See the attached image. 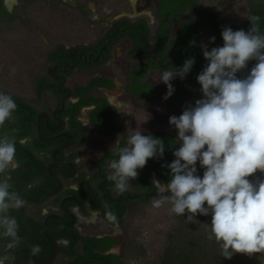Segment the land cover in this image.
<instances>
[{"label":"trees","instance_id":"trees-1","mask_svg":"<svg viewBox=\"0 0 264 264\" xmlns=\"http://www.w3.org/2000/svg\"><path fill=\"white\" fill-rule=\"evenodd\" d=\"M197 1L158 0L159 27L153 38L156 45L155 54L148 52L151 37L146 20L140 19L136 24H132L129 19H122L115 22L108 33L97 43L69 48L64 45L56 46L48 54V61L52 63V66L64 67L66 64L74 65L79 61V54L82 51L94 52V54L102 51L98 61L90 66L84 60H80L77 65L68 67L66 73L63 74V77L66 78L76 69L87 70L94 66L105 65L112 58L113 47L123 37L129 36L137 46L135 51L138 53L136 55L139 56L140 60L132 72L126 73L132 81L127 85L125 91L135 95L138 99L148 101L154 92L153 85L144 82L150 70L160 69L163 72L170 68L171 70L173 68L179 69L190 58H194L195 63L189 73L193 70H198L199 73L205 66L206 59L203 56L202 45L199 43L202 35L194 30L197 27V21H208L216 39L219 41L218 47L224 44L221 35L224 27H231L234 31L240 29L246 32L249 31L252 25L247 18L248 16L259 17L258 27L261 33H264V4L251 7L247 17L238 26H222L214 12L204 8L198 10ZM186 9H188V17L185 24L181 26L176 36L171 38L172 22H181V13ZM0 14L8 15L4 0H0ZM125 25L130 26L131 31H120L117 35H112L116 28H122ZM108 38H111V41H108ZM140 40L141 44H139ZM103 47L104 49H102ZM139 52L142 54H139ZM154 57H159L160 64L153 65L152 59ZM255 63V60L249 61L247 68L237 74L238 78H241L243 73L246 77ZM62 73L60 68L52 72L55 75ZM195 78L191 79L186 75L184 79L178 76L173 79L175 97L172 99L170 108L173 111L180 109V115L189 106L185 101L187 96L193 95L196 100L203 98L201 85L195 82ZM62 82L61 78L48 74L39 78L35 83L37 96L40 97L45 91H49L57 97L58 103L55 110L61 108L60 100L67 94V92H62L66 88L62 85ZM98 87L113 89L115 85L107 76H96L84 86H75L73 88V98L77 100L69 103L68 100L65 101V106L60 113L57 116H51L48 120L49 129L58 130L61 122L65 121L68 129L75 136V142H84L88 137L89 128L79 120V115L82 108L93 106V109L89 112V121L97 132L104 137L119 133L122 129L119 124V111L106 98L95 95V90ZM11 97L17 105V109L13 113L12 119L6 121L3 125L2 133L16 138V159L19 166L16 170L7 172L8 176L11 177L9 181L12 185L10 191H15L18 194L23 192L32 200H39L58 187V182L49 176L46 171L47 164L51 162V151L56 147L68 144L71 137L63 134L48 144L43 143L37 135L36 126V116L40 110L16 96ZM45 123L46 116L40 115L41 136L44 141H47L53 135L48 132ZM144 135L161 139L164 144V153L163 156L158 154L156 157L149 159L146 166L139 170L138 176L134 179V185L138 188L137 192L127 189L123 193L114 195V185L107 179L108 164L111 160L118 158L113 150L116 147L125 146V138L99 158L91 177H87L83 168L79 167L72 178H63L60 171L67 175L73 173L74 166L70 161H75L78 154L71 153L67 155L66 151L68 149H60L56 152V158L59 160L60 166L59 168H51L52 174L62 178L63 182L68 179L74 180L78 188H64L58 195L49 199L57 210L48 211L40 219H46L49 229L59 241L58 257L62 255L68 259L64 264H121V257L110 252L113 247L118 245L115 237L82 234L75 225L77 217L72 209L80 205L81 212L86 215V203L93 200L91 210L98 211L107 224L116 227L125 217L128 204L133 202L147 204L151 198L158 197L156 186L153 183V174L161 183L166 184L170 181L171 172L167 165L174 161L173 153L178 150L181 143L166 131H155ZM20 141H23V143ZM197 169H201L199 162H197ZM94 181L98 182L97 186H94ZM27 205L30 204L24 200L23 207L26 214ZM9 215L17 221L18 239L13 243L11 238H4L0 235V244H12L13 247L16 243H25L33 248L40 262L47 261L52 254L53 245L44 229L39 225L24 222L18 210H10ZM27 216L33 219L28 214ZM211 219L212 217L209 214L203 231L207 234L206 237L202 238L204 241L200 237H189L187 241L183 242L184 245L180 247L179 252L169 251L162 260V264H264V254L260 253L251 256L244 253H234L231 259L224 258L215 240L208 239ZM11 248L8 250V256ZM16 259L19 264H31L30 255L26 250H20L16 255Z\"/></svg>","mask_w":264,"mask_h":264},{"label":"clouds","instance_id":"clouds-1","mask_svg":"<svg viewBox=\"0 0 264 264\" xmlns=\"http://www.w3.org/2000/svg\"><path fill=\"white\" fill-rule=\"evenodd\" d=\"M247 18L252 25L249 31L224 27L223 46L210 51L207 44L201 46L208 61L197 76L203 98L179 117L169 118L181 146L167 165L170 181H153L158 194L153 207L170 204V213L186 216L189 223L197 215H211L208 239L215 240L227 259L234 253L264 254V179H248L258 171L264 173V33L258 27L259 17ZM252 60L256 63L250 73L238 78ZM194 63L190 58L181 68L161 73L159 82L168 89L164 99L174 92L171 81L186 78ZM16 109L14 99L0 92V126L12 119ZM16 144L14 136H0V235L13 243L18 239V224L9 212L22 208L24 200L10 191L11 177L3 174L19 166ZM113 151L118 158L109 163L107 179L123 193L138 169L158 154L163 156L164 144L133 130L127 134L126 145ZM197 162L204 169L202 178Z\"/></svg>","mask_w":264,"mask_h":264},{"label":"rangeland","instance_id":"rangeland-1","mask_svg":"<svg viewBox=\"0 0 264 264\" xmlns=\"http://www.w3.org/2000/svg\"><path fill=\"white\" fill-rule=\"evenodd\" d=\"M4 4L8 15L0 14V92L16 96L39 110L52 113L58 103L57 97L49 91H45L40 97L35 92L36 81L48 75L52 65L48 61V54L56 46L64 45L69 48L94 44L119 20L145 19L150 28L149 50L152 53L155 51L153 38L159 27L158 0H15L11 5L4 0ZM257 4H264V0H198L197 9H211L224 26H237L248 15L251 7ZM187 17L188 9L181 13L180 25L172 22L171 38L176 36L177 29L186 22ZM195 31L201 32L202 44H207L209 51L219 46L217 39L214 42L210 40L215 35L207 20L197 21ZM122 39L113 47L112 58L107 64L87 70L76 69L66 76L65 86L73 90L75 86L85 85L98 75H107L124 83L126 72L133 68L137 59L130 54V42L126 38ZM161 73V70H157L150 75L156 88L154 103H158L151 110L146 103L134 102L133 109L142 110L143 114L133 116V126L157 125L160 130H169L177 137V130L170 125L169 118L173 115L179 117L180 111L167 109L174 92L168 99H164L168 89L163 82H159ZM243 78L245 73L242 74ZM195 79L198 82L197 77ZM171 83L173 85V80ZM72 101L73 99L68 100V103ZM188 101L195 106L194 97ZM85 111L90 112V109L83 110V113ZM2 129L3 125L0 126V136L3 135ZM95 137L75 143L66 151L79 153L76 160L87 177H91L99 155L107 150L102 146L106 139L96 134ZM107 147L112 148L113 145L108 144ZM203 171V168L198 170L201 178ZM3 175L8 176L7 172ZM255 178H264V173L258 171L248 179L253 181ZM93 184L97 186L96 181ZM64 185L77 189V183L71 179L65 180ZM127 189L138 191L134 180ZM113 194H118L115 187ZM157 198H151L147 204L130 203L125 217L115 228L109 227L88 205L86 215L75 207L74 211L78 214L77 225L84 235H114L118 239V246L112 252L121 257V264H162L165 255L173 250L174 253L179 252L183 242L189 237L202 239L207 236L203 231L208 215H197L196 220L189 223L186 216L170 213V204L165 203L160 208L153 207V200ZM52 209L56 210V207L51 200L41 206H26L27 214L33 219L41 217L43 211ZM9 245L0 244V259H3V264H10L8 250L12 246ZM67 261L61 255L54 264H64Z\"/></svg>","mask_w":264,"mask_h":264},{"label":"crops","instance_id":"crops-1","mask_svg":"<svg viewBox=\"0 0 264 264\" xmlns=\"http://www.w3.org/2000/svg\"><path fill=\"white\" fill-rule=\"evenodd\" d=\"M205 9H207V8H205ZM208 10H210V11H212V12H214L213 10H211V9H208ZM215 13V12H214ZM216 14V13H215ZM217 15V14H216ZM247 17V16H246ZM245 17V18H246ZM218 18V17H217ZM244 18V19H245ZM243 19V20H244ZM242 20V21H243ZM218 21H219V19H218ZM241 21V22H242ZM240 22V23H241ZM219 23H220V21H219ZM239 23V24H240ZM221 24V23H220ZM238 24V25H239ZM222 26H224L223 24H221ZM237 25V26H238ZM207 63H208V61L206 60V63H205V66L204 67H206V65H207ZM107 64V63H106ZM203 67V68H204ZM133 71V68L131 69V70H129V71H127V72H132ZM155 72V71H157V70H150L149 72H148V75H147V78L144 80V82H149V83H151L152 85H153V87H154V92H153V95L150 97V99L148 100V101H146L145 99H138L135 95H133V94H131V93H127L126 91H125V88L127 87V85L129 84V83H131V79L130 78H128V76L126 75V81L124 82V83H121V82H119V81H116L115 79H113V78H110V77H108L107 75V77L109 78V79H111L112 80V82L114 83V85H115V87L113 88V89H107V88H103V87H98V88H96V90H95V95L96 96H99V97H104V98H106L108 101H109V103L111 104V105H113V106H115L117 109H118V111H119V116H120V122H119V124H120V126L122 127V129H121V131L119 132V133H117V134H115V135H110V136H106V137H104V136H101L98 132H97V130L90 124V121H89V112L87 111H85L86 113H83V110H86V109H90V111L93 109V106H90V107H84V108H82L81 109V113H80V115H79V120L87 127V128H89V134H88V137H87V139L86 140H88L89 138H96L95 137V134L96 135H98L99 137H101L102 139H106L103 143H102V146L105 148V152H103L102 154H100L99 155V157H98V159L97 160H99V158L104 154V153H106V152H108V151H110L112 148H114L115 146H117L119 143H120V141L123 139V138H125V140L127 141V134H128V132H131V131H133V130H139V131H141L142 132V134H145V133H150V132H155V131H166V132H168V133H170L169 132V130L167 131V130H160L159 129V127H157V125H146V127H144L143 126V124L142 125H138V126H133L134 124H133V116L135 115V116H139V115H141V114H143V112H142V110H135V109H133V105H135V103L134 102H137V101H139V102H143V103H146V105L148 104L149 105V107H150V109L151 110H153L154 109V106L158 103H154V98H155V94H156V88H155V82L153 81V80H151V78H150V75H151V73L152 72ZM126 72V73H127ZM98 76H101V75H98ZM94 77H96V76H94ZM93 77V78H94ZM241 79H242V77H241ZM86 85V84H85ZM84 86V85H83ZM175 97V94L171 97V100H170V102H169V106H168V110H172L171 108H170V104H171V102H172V99ZM189 98H193V96L192 95H189V96H187L186 97V99H185V101H186V103L188 104V105H192L189 101H188V99ZM77 99L76 98H73V101L72 102H75ZM147 105V106H148ZM193 106V105H192ZM135 108V107H134ZM176 110H179L180 111V109H176ZM175 110V111H176ZM173 111V110H172ZM82 113H83V115H82ZM82 116H83V118H82ZM81 117V118H80ZM84 120H86V122L84 121ZM161 127V126H160ZM170 134H172V133H170ZM173 135V134H172ZM174 136V135H173ZM174 137H176V136H174ZM177 138V137H176ZM85 140V141H86ZM84 141V142H85ZM118 141V142H117ZM117 142V143H116ZM75 143H82V142H75ZM74 143V144H75ZM181 143V142H180ZM108 144H112L113 145V147L111 148V147H107V145ZM71 153H73V152H70V153H67V155H69V154H71ZM75 153H77V152H75ZM77 154H79V153H77ZM76 159H78V157L76 158ZM75 162L77 163V160H75ZM98 162V161H97ZM77 165H78V167H82V166H80V164L79 163H77ZM97 165V164H96ZM96 165H95V167H94V170H93V172L95 171V169H96ZM84 170V169H83ZM140 170V169H139ZM139 170H138V173H139ZM85 172V171H84ZM92 172V173H93ZM109 173V172H108ZM86 174V173H85ZM154 180H158L157 179V177L153 174V181ZM159 181V180H158ZM97 182V181H96ZM98 183V182H97ZM64 187H65V185H64ZM68 188H73V187H68ZM65 189H67V187H65ZM73 189H76V188H73ZM74 208L75 207H73V212L75 213V215H76V217H77V221H78V214H76V212L74 211ZM77 208V207H76ZM53 210V209H52ZM56 210H57V208H56ZM48 211H43L42 212V216H44L46 213H47ZM41 216V217H42ZM41 217H37V219H40ZM77 224H78V222H77ZM107 224V223H106ZM109 227H111V228H114L113 226H110L109 224H107ZM77 226V228L80 230V228L78 227V225H76ZM109 236H113V237H115L114 235H112V234H109ZM115 239H116V241L118 242V239L115 237ZM118 246V245H117ZM116 247V246H115ZM115 247H113V248H115ZM113 248L111 249V251L110 252H112L113 251ZM112 253H115V252H112ZM116 254V253H115Z\"/></svg>","mask_w":264,"mask_h":264},{"label":"water","instance_id":"water-1","mask_svg":"<svg viewBox=\"0 0 264 264\" xmlns=\"http://www.w3.org/2000/svg\"><path fill=\"white\" fill-rule=\"evenodd\" d=\"M119 30V29H118ZM203 42V38H200L199 39V43L201 45ZM104 48V47H103ZM101 53V51H100ZM99 53V55H100ZM92 54L89 55V57H91ZM81 57V56H80ZM99 56L97 57H94V60H97ZM86 56L84 57V60L86 61ZM78 62H76L74 65H70V64H66L64 67H60V66H53L50 70H49V75H52V71L54 69H56L57 67L60 68L62 70L63 73H66L68 67L70 66H75L77 65ZM198 75V70H193L191 73H188L187 76L191 79H194L196 76ZM66 82V80L64 79L63 82H62V85H64ZM67 91L68 94L65 98H62L60 103H61V108L59 110H57L55 112V115L57 113H59L65 106V100L68 99V100H72L73 99V91L70 89V88H67V89H64L62 90V92H65ZM40 115H45L46 116V129L48 130L49 133H51L53 136L47 140V141H44L42 139V136H41V130H40V126H39V116ZM48 120H49V115L46 111H42L40 110L36 116V126H37V135L39 137V139L45 143V144H48L50 142H52L55 138H57L58 136L60 135H63V134H67L71 137L70 139V142L66 145H63V146H59V147H56L54 148L52 151H51V154H50V157H51V162H49L46 166V171H47V174L49 176H51L53 179H55L57 182H58V187L49 192L48 194H46L45 196H43L41 199L39 200H32L31 198H29L25 193L21 192L19 193L20 197L25 200L28 204L32 205V206H41L43 204H45L49 199L53 198L54 196L58 195L63 189H64V182L62 180V178L60 177H57L55 175L52 174L51 172V168L53 167H56V168H59L60 166V162L59 160L56 158V152L59 151L60 149H69L71 148L74 143H75V136L73 134V132H71L70 130H67L65 129L66 125H65V122L62 121V124H61V127L58 129V130H50L49 127H48ZM70 163L73 164L74 166V171L73 173H71L70 175H67L65 173H63L62 171H60V174L63 178H72L76 172H77V169H78V165L75 161H70ZM19 211V214L22 218V220L24 222H26L27 224H31V225H39L41 226L45 233L47 234V236L49 237V239L51 240L52 242V245H53V250H52V254L50 256V258L45 261V262H40L36 255H35V252L33 250V248L25 243H16L13 245V247L11 248L10 250V254H9V261H10V264H19L17 262V259H16V255L17 253L20 251V250H26L28 251L29 255H30V258H31V262L32 264H54L58 258V245H59V241L55 238V236L53 235V233L51 232V230L49 229L48 225H47V222H46V219H31L29 218L26 213H25V210H24V207L18 209ZM77 220L75 221V225H77ZM117 227V226H116ZM115 228V227H114Z\"/></svg>","mask_w":264,"mask_h":264},{"label":"flooded vegetation","instance_id":"flooded-vegetation-1","mask_svg":"<svg viewBox=\"0 0 264 264\" xmlns=\"http://www.w3.org/2000/svg\"><path fill=\"white\" fill-rule=\"evenodd\" d=\"M140 19H136V20H134V21H131L130 20V22L132 23V24H136L138 21H139ZM182 22H178V23H176V24H181ZM185 24V23H184ZM184 24H182V25H184ZM181 25V26H182ZM181 26L177 29V33L180 31V28H181ZM119 29V30H118ZM195 30V29H194ZM120 31H131V27L130 26H128V25H125L124 27H122V28H120V27H118V28H116V31L112 34L113 36H115V35H117L118 34V32H120ZM198 31V30H197ZM197 31H195V32H197ZM108 33V32H107ZM176 33V34H177ZM198 34H201V32H197ZM133 35H135L134 33H133ZM202 35V34H201ZM112 37V36H111ZM123 38H126L129 42H130V54L134 57V58H136L137 59V62L135 63V65L139 62V60H140V58H139V56L138 55H136V54H138L135 50H136V48H137V46H135V44H134V42H133V40L131 39V37H129V36H126V37H123ZM123 40V39H122ZM108 41H111V38H108ZM139 44H141V40H140V43ZM139 46V45H138ZM102 49H104V48H102ZM148 52H150V50L148 51ZM155 52H156V45H155V51H154V53H152V52H150V53H152V54H155ZM100 53V52H99ZM99 53L98 54H94V52H85V51H82L80 54H79V61H77L78 63L80 62V60H84V57L86 56V61H85V63L87 64V65H92L94 62H97L98 61V59H99V57L101 56V53H102V51H101V53H100V55H99ZM90 54H92V56L91 57H89V55ZM139 54H142V53H140L139 52ZM145 55H149L148 53H144ZM81 56V57H80ZM97 56H99L98 57V59L97 60H94V57H97ZM159 61H160V59H159V57H154L153 59H152V62H153V65H158V64H160L159 63ZM135 65L133 66V69H134V67H135ZM54 66H57V65H54ZM59 66V65H58ZM101 66H103V65H100V66H96V67H101ZM53 66L51 65V67H50V69L52 68ZM95 67V66H94ZM94 67H91V68H94ZM58 68V67H57ZM56 68V69H57ZM49 69V70H50ZM55 70V69H54ZM155 70H160V69H155ZM53 72V71H52ZM48 74H49V71H48ZM63 74H65V73H62V74H57V75H55V74H52V75H50V76H56L57 78H61L62 79V81L65 79L66 80V78H64L63 77ZM199 74V73H198ZM127 75V74H126ZM101 76H106V75H101ZM198 76V75H197ZM196 76V77H197ZM129 78V77H128ZM64 86H65V84H64ZM66 87V86H65ZM65 89H67V87L65 88ZM64 90V89H63ZM72 90V89H71ZM73 91V90H72ZM65 92H67V91H65ZM64 93V92H63ZM67 94H68V92H67ZM67 94L65 95V96H63L62 98H65L66 96H67ZM193 96V95H192ZM194 97V96H193ZM61 98V99H62ZM195 98V97H194ZM196 99V98H195ZM66 100H68V99H66ZM65 100V101H66ZM61 101V100H60ZM57 110H59V109H57ZM57 110H54L52 113H49L48 111H46V110H42V111H46L47 113H48V115H49V119H50V117L51 116H57V114L55 115V112L57 111ZM60 113V112H59ZM45 116V115H44ZM59 119V118H58ZM63 122H65V121H63ZM61 124H62V122H61ZM65 125H66V127H65V129H67V130H69L68 129V126H67V124H66V122H65ZM61 127V126H60ZM79 168V167H78ZM77 188H78V185H77ZM92 202H93V200H89L87 203H86V207H87V205L89 206V208L91 209V204H92ZM129 205V204H128ZM32 206V205H31ZM75 207H77L78 208V210H79V212L81 213V214H83L82 212H81V210H80V205H77V206H75ZM27 211V210H26ZM95 212H97L98 214H99V217L102 219V217H101V215H100V213L98 212V211H95ZM27 215V214H26ZM84 215V214H83ZM77 220V219H76ZM103 220V219H102ZM98 237H103V236H98ZM118 243V242H117ZM31 264H32V262H31Z\"/></svg>","mask_w":264,"mask_h":264},{"label":"bare ground","instance_id":"bare-ground-1","mask_svg":"<svg viewBox=\"0 0 264 264\" xmlns=\"http://www.w3.org/2000/svg\"><path fill=\"white\" fill-rule=\"evenodd\" d=\"M11 1H12V0H5V2H6L8 5H11V4H12Z\"/></svg>","mask_w":264,"mask_h":264}]
</instances>
